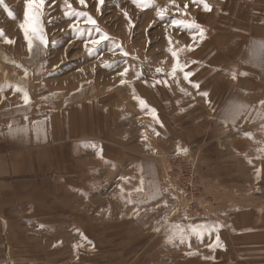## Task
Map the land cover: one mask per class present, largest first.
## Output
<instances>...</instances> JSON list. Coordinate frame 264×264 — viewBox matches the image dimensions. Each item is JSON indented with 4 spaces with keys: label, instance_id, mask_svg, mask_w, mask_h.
Instances as JSON below:
<instances>
[{
    "label": "rangeland",
    "instance_id": "374dc122",
    "mask_svg": "<svg viewBox=\"0 0 264 264\" xmlns=\"http://www.w3.org/2000/svg\"><path fill=\"white\" fill-rule=\"evenodd\" d=\"M186 2L189 4L187 10L183 7ZM85 3L86 6L81 5L78 0H67V4L65 0H45L42 27L44 38L49 44L45 47L38 39H33L32 25L29 24V39L33 42L31 53L24 32L18 28L13 32L14 25H18L22 21L21 17H24L25 0H3V5H0V30L3 32L0 37V152L30 146L32 143H46L52 136L59 141H68L66 111L77 110L82 106L79 99L85 98L86 107L97 111L98 116H103L98 123L99 131L97 125L90 126L89 129L94 132H87L89 136L85 140L89 141L77 144L79 156L76 164L87 161L85 157L81 159L80 155L83 143L89 151L91 165L99 166L94 159L97 144L90 142V139L94 138L105 147L106 156H112L114 152L118 154L119 151L126 155H122L125 163L123 175L133 178L134 171L129 169L133 159L130 158V150L126 149L124 138H127L130 132L134 137V129L138 135L140 124L137 112L138 105H142L131 101L132 88H136L137 82H145L147 77H159L154 59L160 51L170 47L175 50L186 49L185 18L194 8L193 3L191 0H175L180 7V11H177L170 5V0H150L149 7L143 9L133 4L132 0H106L100 12L96 8L97 0H85ZM162 7L168 8L163 21L157 17L158 8ZM253 7H250L251 10ZM5 8L13 14L12 17L8 16ZM31 11L32 9H29L30 14ZM65 12L69 14L67 17ZM73 12L91 16L110 38L92 56L88 55L83 43L88 39V31L77 35L69 27L70 24L76 23ZM173 19L180 22L179 29L171 24ZM83 21L84 17L81 16V29L91 27ZM92 36L98 38L95 32ZM177 37L183 40L181 44ZM5 40L12 43H6ZM249 41L252 44L251 50L246 54L247 63L254 65L255 68H252L255 74L263 78L264 37L251 38ZM115 45H119V48L113 52L111 49ZM88 47L91 48L92 45L89 44ZM121 49L128 55L124 56ZM105 64L109 66L104 67ZM125 67L128 72L120 76L119 73ZM137 73H140L139 78ZM122 79L124 84L120 83ZM259 85L260 101H250L247 119L242 115L240 123H255L246 126V135H249L250 140L257 141L256 145L261 146L264 145V80ZM137 93L140 95L142 91ZM148 94V100L154 104L159 114L162 113L158 96L153 91ZM25 95L28 97V103H25ZM251 105L253 107L250 109ZM127 107H131L130 111L135 107L136 119L132 117L127 121L124 115ZM72 125H77L75 128H78L77 121ZM68 128V132L74 131L70 126ZM79 130L75 138L80 136ZM134 144L137 146V149H134L137 154L141 151V146ZM172 154L174 153H162L155 157L156 181L146 178L147 171H137V179L144 192L135 197V200L131 198L134 200H130L131 202L123 201L124 198L116 189L114 194L110 189L100 193L99 188L104 183L101 175H97L91 182L90 176L77 175L71 181L73 208H67L66 215L63 216L66 222L63 224L62 233L53 232L54 225L36 227L35 229L42 232L34 234H30L28 228L20 227L15 232L16 239L22 243L20 246L24 242L21 241L22 238H29L23 246L30 253L29 257L39 258L49 254L51 264H264V175L260 187L256 189L254 181L250 179L247 165H241L242 172L234 177L235 183L242 189L237 188V192L232 194V191L225 188L215 192V198H212V187L210 186V190L203 184L204 173H201L196 159L195 179L197 178L196 182H200L199 186L202 187V199L209 201L200 200L192 205L189 211L195 217L201 218L189 220L184 216L186 204L179 198V188H171L174 180L169 179L166 174L169 164L167 156ZM237 167L238 164L234 167L235 171H238ZM134 180L136 177L128 183ZM214 185L220 186L218 181ZM129 186L131 185L126 188ZM152 187L156 189V194L150 192ZM85 188L93 189L94 193L97 192L98 197L101 194L103 199H118V203L114 199L104 206H94L90 215L95 216L97 222L92 224L88 222L85 205V198L90 199L91 196L90 191H85ZM96 199L99 198L95 193L92 200ZM231 207L236 209L229 214ZM218 209L228 212L222 214V219L218 217L220 224L236 223L238 226L234 236L224 237L232 245L230 252L224 253L222 257L218 255V259L208 262L185 257V250L197 249L191 239V242H183V234H188V228L192 226L219 225L213 216ZM72 210L73 218L69 219ZM181 229L186 231L182 232ZM197 252L201 253L200 248ZM21 257L25 258V255L19 256ZM0 264L14 263L4 261Z\"/></svg>",
    "mask_w": 264,
    "mask_h": 264
},
{
    "label": "crops",
    "instance_id": "0c3cea01",
    "mask_svg": "<svg viewBox=\"0 0 264 264\" xmlns=\"http://www.w3.org/2000/svg\"><path fill=\"white\" fill-rule=\"evenodd\" d=\"M205 2L210 5L211 11L206 12L202 5L193 4L194 8L185 18L186 26L198 25L203 29V37L195 27H186V41L184 40L186 49H172L177 52L175 59L168 49L160 51L154 59L155 70L161 69L158 72L159 77L157 79L154 76L147 77L145 82H137L136 88H132L131 101L139 104L140 101L144 102L142 106L138 105L139 136L134 129V137L130 132L128 137L124 138L126 139L124 143H127L126 149L130 150V158L133 159L129 165V169L134 171L133 178L123 175L125 163L122 155L124 157L126 155L119 151L118 154L114 152L112 156H106L105 147L94 138L90 139V142L97 144L95 147L99 156L95 154L94 159L97 162L93 161L99 163V166L91 165L89 151L83 143L80 155L81 159L85 157L87 161L81 160L83 161L81 164H76L79 156L77 144L89 141V139L85 140L89 136L87 132L89 130L94 132L93 129H89L90 126L97 125L99 131L98 123L103 116H98L97 111L87 108L84 103L85 98L79 99L82 106L77 110L66 111L68 141H59L52 136L46 143H32L30 146L0 152V263L4 261L9 263L13 261L14 264L52 263L49 254L39 258L29 257L30 253L23 248L24 242L27 243L29 238H22L21 241L24 242L20 246L22 243L16 239L15 232L23 227V229L28 228L30 234H34L42 232L40 229H35L36 227L54 225L53 232L62 233L63 224L66 222L63 216L66 215L67 208H73L71 181L80 174L90 176L89 182L94 181L97 175H101L104 183L99 188L100 193L110 189L114 194L116 189L124 198L123 201H130L131 198L141 196L144 192L137 191L141 189L137 171H147L146 178L156 181L155 157L162 153L175 154L179 148V153L189 156L191 154L190 157L197 159L201 173H204L203 184L210 190L212 187V198L215 192L225 188L232 191V194L237 192V188L242 189L237 186L234 177L242 172L241 165H247L255 188L260 187L264 175V145H256L257 141L249 139L245 128L255 123L246 125L243 122L242 125L240 117L248 115L247 107L250 101L256 102L257 99L260 101L261 98L259 84L264 77L255 74L252 68L254 65L247 63L246 54L251 50L252 43L249 41L251 38L264 37V0H243V2L205 0ZM251 6H254L252 10ZM177 39L179 40L178 37ZM179 41L181 44L183 40ZM192 61L198 63H191ZM174 64L177 65L175 80L170 75ZM182 64L187 65L183 71L194 73L189 77V81L198 83L199 89L192 87L190 82L184 81L183 71L179 68ZM233 70L236 73L235 79L232 78ZM240 73L247 75L241 76ZM157 81H167V85ZM139 90L142 91L140 95L137 93ZM147 91L149 93L153 91L158 96L162 104V113L159 114L154 104L148 100ZM201 91H207L206 98L200 94ZM252 107L253 105L250 109ZM130 110L131 107L124 110L127 121L135 115V107L134 110ZM153 112L159 123L153 119ZM76 121L78 128H75L77 125H72ZM69 126L74 131L68 132ZM133 126L135 128L136 125ZM78 130L81 134L75 138ZM134 143L142 147L137 154L134 150L137 146ZM184 149L187 151H183ZM237 164L238 171H235L234 167ZM258 173L259 178H257ZM135 177L134 182L128 183ZM216 181L220 186L214 185ZM129 184L131 186L126 188ZM149 190L156 194L154 187ZM85 191H90L91 196L90 199L85 198L87 215L90 217L87 216V219L91 224L97 222L95 216L90 215L94 206H104L114 199L118 203L117 198L103 199L101 194L98 197L97 192H95L96 197L99 199L93 201L95 197L93 189ZM235 209L231 207L229 214ZM227 213L218 209L213 216L218 221L219 218L222 219V214ZM68 218H73V210ZM237 227L236 223H219L215 231L213 225L209 224L203 227H189L188 234H183V242L193 241V245L198 251L200 248L201 253L197 250H185L184 256L200 262L214 261L219 258L218 255L222 257L224 253L230 252L232 247L224 237L234 236ZM21 255H25V258H19Z\"/></svg>",
    "mask_w": 264,
    "mask_h": 264
},
{
    "label": "snow or ice",
    "instance_id": "6c2138e0",
    "mask_svg": "<svg viewBox=\"0 0 264 264\" xmlns=\"http://www.w3.org/2000/svg\"><path fill=\"white\" fill-rule=\"evenodd\" d=\"M78 2L81 5L86 6L85 0H78ZM45 0H25V11H24V17H23V22L19 24L20 29L24 32V36H25V40L28 42V47H29V51L31 53L32 48H33V42L32 40L29 39V32H28V25L31 24L32 25V32H33V39H38L40 44H43L45 47L48 46L49 41H47L44 38L43 35V27H42V17H43V6H44ZM65 3L67 4V0H65ZM106 3V0H97V4H96V8L97 11L100 12L102 10V6ZM132 3L135 4L138 8H147L149 7L150 4V0H132ZM191 3L196 4V5H202L203 10L204 11H211V7L210 5L205 2V0H191ZM0 5H3V0H0ZM170 5L175 7L177 11H180V7L178 4L175 3V0H170ZM68 7L70 8L71 5H68ZM184 9L187 10L189 7V4L186 2L184 3ZM29 9H32L31 14L29 12ZM5 11H8L5 8ZM168 11L167 7H162V8H158L157 10V17L163 21L165 19V12ZM12 13L10 11H8V16L12 17ZM69 14L67 12H65V16L67 17ZM73 17H76V23L74 24H70L69 27L72 30V32L74 34H79L82 31H88L89 35H88V39L83 41L84 45H85V49L88 52L89 56H92L94 53L97 52L98 49H100L101 45L106 42L109 41L110 38L103 33V31L97 26V21L95 19H93L91 16H88L84 13H78V12H73L72 13ZM83 16L84 17V23L87 25H90L91 27L88 29H81L79 27V18ZM125 16L127 17V13H125ZM171 24L175 25L177 27V29H179L181 27V24L179 21H177L176 19H173L171 21ZM129 26L131 27V21H129ZM186 27L189 28H193L195 27L198 31L199 34L201 35V37H203V29L200 28L198 25H188ZM95 32L98 34V38H93L92 33ZM3 36V32L2 30H0V37ZM6 43H12V41L10 40H5ZM54 43V42H53ZM169 43L171 44L172 41L169 38ZM91 44L92 47L89 48L88 45ZM116 48H119V45H115V47H113L111 50L113 52H115ZM191 50V49H190ZM168 51L172 54L173 58L175 59L177 56V53L175 51L172 50V48L170 47L168 49ZM121 52L124 56H127V53H124L123 50L121 49ZM191 63H198V61H192ZM104 67H108L109 65L105 64L103 65ZM187 67V65H179V68L181 71H183V69ZM157 72H160L161 69H156ZM128 72V68L125 67L124 70L122 72L119 73L120 76H124L126 73ZM177 72V65L174 64L172 67V72L170 73V75L172 76V78L175 80V74ZM194 73L191 71H183V79L184 81H188L191 83V86L194 88L199 89V84L198 83H192L191 81H189V77L192 76ZM137 78H139L140 73H137ZM241 76L247 75L246 73H240ZM232 78L235 79L236 78V73L233 70L232 72ZM124 80L122 79L120 81L121 84H124ZM157 83H164L165 85H167V81H157ZM181 91L183 92V89H181ZM200 94L202 96H204L205 98L207 97L208 93L207 91H201ZM24 100L25 103H28V97L27 95L24 96ZM208 102V101H206ZM140 103L143 105V101H140ZM262 104H264V102H262ZM153 119L156 120L157 123H159L158 119H156L155 117V113L153 112ZM180 149L178 148V153H179ZM183 151H187L186 149H184ZM99 156V153L97 154ZM257 178H259V173L257 175ZM142 189H137V191H141ZM131 202V201H129ZM203 227V226H201ZM219 227V225H213V230L215 231L217 228ZM219 244V242L217 241V245ZM74 247H77L74 245Z\"/></svg>",
    "mask_w": 264,
    "mask_h": 264
},
{
    "label": "built area",
    "instance_id": "2783aa9c",
    "mask_svg": "<svg viewBox=\"0 0 264 264\" xmlns=\"http://www.w3.org/2000/svg\"><path fill=\"white\" fill-rule=\"evenodd\" d=\"M169 164L167 166L166 174L168 178L174 180L171 188L176 190L179 188V198L181 202L185 203L184 205V216L187 219H198L201 217H195L190 211L189 208L192 205L197 204L198 201L203 200L204 196L202 195V187L199 186L200 182H196V175L194 173L196 159L190 157L185 153H178L168 155ZM199 187H198V186ZM201 188V189H199ZM204 199V202L209 200Z\"/></svg>",
    "mask_w": 264,
    "mask_h": 264
},
{
    "label": "bare ground",
    "instance_id": "6f19581e",
    "mask_svg": "<svg viewBox=\"0 0 264 264\" xmlns=\"http://www.w3.org/2000/svg\"><path fill=\"white\" fill-rule=\"evenodd\" d=\"M20 20H22V21H20V23H22V22H23V17H21V19H20ZM20 23H19V24H20ZM19 24H18V25H16V26L14 25L13 32H15V29H17V28H18V29H20V27H19Z\"/></svg>",
    "mask_w": 264,
    "mask_h": 264
}]
</instances>
